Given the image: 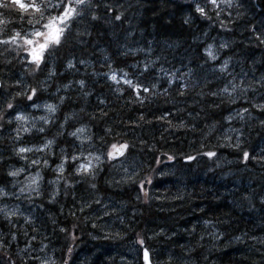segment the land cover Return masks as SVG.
Wrapping results in <instances>:
<instances>
[{
    "label": "trees",
    "instance_id": "1",
    "mask_svg": "<svg viewBox=\"0 0 264 264\" xmlns=\"http://www.w3.org/2000/svg\"><path fill=\"white\" fill-rule=\"evenodd\" d=\"M115 1L117 2L118 13L124 12L126 16L127 12L129 14L134 9L137 14L132 20V26H130L132 31L128 33L132 43L131 46L128 45L129 51L125 54L124 61H117L113 58L110 49L103 41L104 39L93 29L80 48L83 50V54L91 52L105 59L109 54V59L113 61L111 69L107 72L100 69L99 73L101 75L99 78L84 76L73 69L63 71L65 60L68 56L73 57L77 49V44L72 39L73 32H76L71 29V34L63 47L53 54L56 60L55 71L57 73L53 76V80L57 83V81L64 82L70 79L78 80L82 78L89 88V93L76 101L72 96L66 97L58 114L69 112V107L74 102L75 112H78L89 126L91 139L95 146H101L105 151L108 146L113 144H128L129 149L126 150V153L139 158L142 162L147 161V163L142 166L140 172L134 171V177L131 176L123 181L121 185H117L118 183L116 184L109 176L110 160L102 162L101 169L95 174L94 179L85 177L79 180L74 187L69 185L73 182L72 176L66 175L64 180L66 182L62 184L65 190L64 194H59L54 198H63L64 200V202L57 201L56 205L62 206L63 214L60 220L65 221L67 231L71 234L69 240H77L82 246L89 249L86 254H89L91 259H88L87 264H104V262L118 264L116 261L119 257L118 261H123L119 262L122 264H141L136 254L132 256L134 258L132 262H129L130 260L127 257L124 258L123 255L114 258V262L98 261L100 258L104 260V254H96L92 251L96 242H92L88 235L86 237L83 234L80 236L79 228L75 226V222H82L86 217L79 212L78 203L74 199L78 195L74 197L72 190L81 192L80 190L83 191L85 187L88 188L91 187V184H95V188L91 187L95 193L110 195L118 203L125 205L126 208L134 210L131 218L130 216H124L121 221L125 224L130 223V228L125 229L126 233L129 234V239L136 242V244L143 241L142 244H139L149 251L151 261L154 264L155 261H163L161 264H178L177 261L190 259V256L193 255L195 260L201 261V264H211L210 262L213 259L209 254L210 251L224 243L228 244L233 254L228 260L222 258L226 262H218L217 264H259L258 261H262L264 255L260 254L262 250H258L257 247L260 241L256 242L255 239L261 235L264 236V219L258 220L252 215L253 213H248V211L254 208L260 211L262 205H253L252 200L240 198L239 196L242 193L240 186H230V190L226 191L227 194L222 196L218 195L217 192L215 193L211 186L208 187L209 192L206 193L205 190H197L195 184L180 185L175 189V192L170 193L169 189L164 191L163 185L160 183L162 175L168 174L165 172L168 169L174 172L170 175L178 176L175 168L182 171L184 164H187L189 169L201 161L202 163L198 168L217 164L215 163L216 156L208 158L204 155L208 151L215 152L216 155H225L226 151L230 149L234 158H230L232 163H224L223 168L236 173V176L239 173H244L239 170L244 164L254 166V158L258 156L255 154V142L260 138L255 136L252 137L254 138L252 140L239 141V148L236 147L237 143H232L229 140L225 141L228 142L225 145L211 142L194 147L193 140L197 139H195L193 133L197 132L201 137L202 133L200 131L205 130L199 127L201 122L210 123L213 130L217 124L224 123L223 118L227 110L232 111L238 105L244 106L247 103L240 101V103H230L231 105L226 104L229 101L221 91L219 92L221 95L218 96L206 95L205 98L204 96H198L197 88L201 84H195L189 78L185 79L175 67L159 65L151 54L152 51L157 50L156 44L164 34H167L171 29L179 28L178 9L189 8L191 13L195 12L197 14L195 4L203 2V0ZM4 2H8V0H4ZM96 2L99 5L93 6ZM230 5L232 11V3ZM91 7L95 8L94 16L98 18L96 20L91 19V23L95 27H97L96 23L100 26L101 22L107 17L116 15L107 8V4L103 0H92ZM89 10L88 8V12ZM256 11L258 13L257 20H260V23H257L264 28V10L259 9ZM102 14L107 15L102 17ZM29 18L35 19L37 16L33 14L30 17L28 13L21 14L18 8L14 10L0 8V19L7 22L5 25H0V28L5 30L3 34H0V40L9 39L14 31H20L28 26ZM184 21L186 24V20ZM190 29L191 34L186 38L189 44L191 43L192 27ZM218 29L222 30V28ZM261 33L264 34V30ZM169 34H167L169 37L174 35ZM228 34L232 35V33ZM253 40L255 41H251L254 42L252 45H255L254 48H258L257 65L260 67L264 65V62L259 61V40ZM138 42L140 44H137ZM21 51L16 44H0V77L3 81V87L14 91L8 94L7 98L11 100L15 93L24 92L25 95L21 98L26 100L27 94L33 88L38 90V98H44L39 84L40 79L45 75L42 69L33 70L31 67L28 68L25 71L27 82L21 84L19 81L17 71L21 69L22 63L19 60ZM260 58L264 60V54ZM2 72L12 75L13 78L11 77L10 84ZM113 73L117 76V81L108 78ZM125 73H127L126 77ZM125 79L132 81L133 86L125 83ZM89 83L94 84L88 86ZM100 88L102 89L100 90ZM145 88L148 91H144ZM236 125L242 127L243 133L249 130V133L254 134L261 124L237 122ZM261 128L263 127L261 126ZM182 150L185 151L180 152ZM244 151L250 154V159L247 161L243 159ZM170 156L173 157L171 160L169 159ZM189 156L195 157V159L189 160ZM223 168H220L221 175L224 173ZM46 172L48 171L46 170ZM1 175L0 177H2ZM47 180V176H44L42 186L44 194L40 198L43 200L47 199L48 195ZM128 180H130L129 183ZM147 180H151V183H148ZM230 181L231 177H228L225 184ZM221 184L224 183L220 182L218 185ZM159 185H162V188H159ZM105 187L108 189H105ZM228 205L230 210L227 209ZM50 206L53 208L50 213H53L54 220L57 222L58 210L56 207L54 208V203L51 201ZM196 214L199 215L197 218L201 221L200 225L195 224L192 226L185 219L183 221L179 219L180 217L196 216ZM170 215L175 219L173 224L167 219ZM205 218L211 219L212 222L206 223L212 224L214 230L223 237L220 243H210L205 240L204 237L208 233L207 230L202 229L203 227L201 228L205 223ZM34 223L26 222V225L22 228L23 231L26 227L32 228ZM113 235L119 240L122 239V233L118 231H112L110 236ZM248 236L253 238L249 242H247ZM69 240L66 244L60 241L57 246L66 254L73 256L76 251L81 249ZM261 242L264 244V241ZM155 245L159 246L157 250L153 248ZM154 251L157 252V257ZM71 258L75 259V257H69V259ZM62 260V257H59V260L55 261L54 264H62ZM4 262L6 264H38L36 261ZM70 262L71 264L75 263Z\"/></svg>",
    "mask_w": 264,
    "mask_h": 264
},
{
    "label": "bare ground",
    "instance_id": "2",
    "mask_svg": "<svg viewBox=\"0 0 264 264\" xmlns=\"http://www.w3.org/2000/svg\"><path fill=\"white\" fill-rule=\"evenodd\" d=\"M107 4V8L114 12L116 15H113L112 17H107V19L103 20L100 24V26L96 23L95 27L93 23H91V19L95 14V8L91 7L87 17H86V28L84 30L78 29L76 33L73 32L72 39L76 42L77 49L74 52L73 57L75 59L78 58H85L88 62H86L85 65L80 66V71L77 70L78 73L83 71L81 74L84 76L92 78H99L101 75L99 71L93 72V70H100V69H107L112 67V60L109 59V54L107 56V59L104 60L100 56H96L93 53L83 54V50H81L80 46H83L86 42L87 38L89 37L90 33L93 29H95L99 35L104 39V43L108 46L110 49L112 56L115 60H121L124 61L125 54L128 49V45L131 46L132 40L128 36L129 31H132V20L137 15L136 12H134V9L131 13H129V16H125L124 12L118 13V7L117 2L115 0H103ZM254 2V3H253ZM230 0V3H232L233 10L231 11L230 3L227 0H220L216 2L215 5L211 3V0H203V2H197L195 6L200 5L205 9V14L201 15L199 12L196 11L197 14L191 13L189 8H180L178 9L179 12L177 13L178 16V23L179 28L171 29L167 34L172 33L174 35L168 36L167 34H164L159 41L157 42V50L152 51V56L154 57L155 61L162 66L167 67H175L176 70L185 78H189L192 82L195 84H201L199 86L197 95L198 96H204L206 95H213V93H218V95H221L219 93V90L223 86V83L225 78L228 80L230 78L229 74H225L224 72H218L212 73L209 76H206L205 71L209 69L211 63L212 65H215L214 68L217 67V65H220V59L223 57L231 56L233 59H235V67L233 68L234 71L239 72L246 71L247 75L246 78L252 81V90L249 89L248 91L243 93V96L239 95L237 98L232 99L227 97L229 103L226 104H235V103H247L249 104L247 106V109L252 112L251 120L249 123L252 124H261V121L264 120V118L261 117V110L258 108L253 107V105H256L257 103L264 104V101L260 100L264 96V87H262L260 84V78L262 75H264V65L258 66L257 65V51L258 48H254L255 45H252L251 41H255L253 39H257V37L261 36V31L264 30L261 26H259L258 23H260V20H257L258 13L256 10H264V0ZM205 4V6H203ZM98 2L93 4V6H98ZM103 6H105L103 4ZM168 8L170 6H167ZM103 9V7H102ZM177 10V9H175ZM103 13V12H102ZM107 14H102V17ZM120 15V20H116V16ZM186 20V24L184 23ZM184 21V22H183ZM258 22V23H257ZM254 23V24H253ZM192 27V37H191V43L189 44L188 41H186V38L190 36ZM218 28H222V30H219ZM73 29V28H72ZM23 30V29H22ZM22 30H20L22 32ZM74 30V29H73ZM228 33H232L230 36ZM78 35V36H77ZM119 37V38H118ZM81 39V40H80ZM215 41L216 46L224 45V47H216L215 55L217 56V59L215 61L211 60L207 55V49H206V42ZM221 42V43H220ZM137 44H140L139 42ZM99 50L102 52V50L99 48ZM259 52L260 57L262 54H264V44L260 43L259 41ZM259 57L260 62H264L262 58ZM211 60V62H209ZM26 62V61H25ZM220 62V63H219ZM23 64V61H21ZM21 64V68H22ZM208 65V67H207ZM22 70V69H21ZM4 76H6L7 82L11 83V77L12 75L10 73L2 72ZM16 76V75H15ZM19 77V75H18ZM251 77V78H250ZM13 78V77H12ZM49 79L48 84L49 86L45 87L46 84L43 83V80ZM245 80V79H244ZM73 79H70L68 81H57L55 83V80L50 78L47 75H44L40 79V88L43 91V96L46 98L51 99H57V93L55 96H52V93H54L55 90H57L59 87H61L63 84H67L68 82H73ZM27 81H24L23 84H25ZM94 83H89L88 86H93ZM1 85V80H0ZM247 86V85H246ZM45 87V88H44ZM87 91L89 90L88 87ZM91 88V87H90ZM102 88H100L101 90ZM0 96L2 98L7 99V95L10 93H13V89H7L6 87L1 86L0 87ZM89 92V91H88ZM76 88L72 87L70 89H67L63 92V95L66 97L72 96L74 97V101L81 99L80 97H85L86 94L79 93ZM88 94V93H87ZM28 95V94H27ZM216 95V96H218ZM27 97V96H26ZM36 101L42 100V98H38L36 95V98H34ZM14 104H19L20 106L26 107L28 104H30V101L27 99L21 97H16V99L13 101ZM231 103V104H230ZM240 105H238L235 108H239ZM234 108V109H235ZM60 105L58 108L59 112ZM69 112L56 114L55 115V121L60 123L59 129L55 128L57 127V123H49L48 126L45 129V134L52 136L53 139H55V147L61 146L66 149L67 153H70L71 149H74V137L69 134V132L73 129H75L78 125H84L85 120L78 114V112H75L76 108L74 106V102L69 107ZM231 110H227L224 114L223 121L224 123L217 124L214 126L213 130L211 128L210 123L201 122L199 124V127L205 130L200 131L202 133L201 137L197 132L193 133V136L197 140H193L194 147H199L203 144H209L211 142H214L219 145H225V142L229 140L228 137V126H227V116H229ZM71 115V117L68 118V120L62 121L66 116ZM257 116V117H256ZM63 125V127H61ZM8 126V122L6 120L0 121V132L4 127ZM227 126V127H226ZM259 128V129H258ZM261 125L257 127L254 134L249 133V130H246L245 133L241 136V141H248L252 140L253 136L257 138H264V127L261 128ZM210 129V130H209ZM243 131V130H242ZM199 132V133H200ZM211 133V134H210ZM210 135V136H209ZM245 136V137H244ZM208 137V138H207ZM260 139L255 142V148L256 150L259 149V141ZM235 143V142H234ZM58 145V146H57ZM4 146L2 138H0V147ZM188 146H190L188 144ZM58 147V148H61ZM9 151V150H8ZM185 150H182L180 152H184ZM2 159L0 160V174H2L0 177V185H5L7 177L9 176V170L10 166L8 165L9 162H12L15 157H10L12 153L2 152ZM11 154V155H10ZM224 156L226 159L234 158V155L232 154V151L228 149L225 153V155L220 154ZM219 155H216L217 158H215V163L219 161L218 159ZM209 158V157H208ZM131 161V160H130ZM132 164L135 165V171L140 172L142 166L147 163V161L142 162L139 158L134 157L133 161H131ZM202 163L198 162L197 164H194L191 166V169H189L187 164L183 165L182 171H180L178 168H175L176 174H173L174 172H168V174L162 175V180L160 183L163 185V190L166 191L169 189L170 193L175 192V189L178 188L180 185L183 186V184H195L197 186V190H205V192H209L208 187L211 186L214 192L218 193V195L227 194V190H230V186H233L236 183H228V184H221L218 185L221 180V169L223 168L224 163H227V160H225L222 164H212L211 166L204 167V168H198V166ZM229 163V162H228ZM133 165V166H134ZM227 165V164H226ZM69 168V167H68ZM262 175L264 176V162L261 167ZM238 172V171H237ZM258 180L261 183V192H259V195H261V201L259 204L262 206L260 207L261 213L264 215V179H261V177L258 176ZM162 185H159V188H162ZM105 189H108L105 187ZM49 191V190H48ZM100 195L102 193H99ZM78 195L77 193H74V197ZM106 196V195H102ZM110 196V195H109ZM35 203L39 206H42V211L47 213V210L49 208L52 212V208L50 206V201L54 203V208L56 207L59 213L57 222L52 221V223L47 224V230L50 228L53 230V232H56L58 237V242L60 241L64 244H66L71 237V234L67 231V227L65 225V221L60 220L63 210L62 206L56 205L57 201L64 202L63 198H54V199H35ZM226 209V208H225ZM227 209L230 210V206H227ZM181 210V209H180ZM179 210V211H180ZM80 213H82L86 219H83L82 222H75V226L79 228V234L80 236L86 237V235L89 236L92 242L95 243V248L92 249L94 253L98 254H104V260L103 258H100L98 261H108L107 256V249L111 244L118 243L123 244L126 243L129 239V234L126 233L125 229L130 228V224L124 223L121 221L123 217L120 216L119 219L114 220L110 222L109 220H103L101 217L98 216V213L95 215H91L89 210H79ZM57 213V214H58ZM182 214V213H181ZM219 214V212H217ZM183 215V214H182ZM196 216L191 217H180L183 221L185 219L187 222L191 223L192 226L195 224L200 225L201 221L198 220ZM167 219L170 221L171 224L174 223L175 219L172 215L167 217ZM205 223L201 226L202 229L207 230L208 234L204 237L206 241L210 243H220L223 239L221 235L214 230L212 227L213 225L206 223V222H212L210 218L204 219ZM30 222H34L31 220ZM29 222V223H30ZM131 222V221H130ZM36 223V222H35ZM34 223V224H35ZM81 223V225H80ZM2 225L3 231H8V225ZM12 224H17V222H13ZM11 224V225H12ZM116 224H118L116 226ZM10 225V226H11ZM39 226V224H38ZM50 226V228H49ZM106 228L109 232L108 233H101L102 230ZM120 230V231H119ZM16 232H19V229H15ZM31 232V235L34 234L33 229H29L28 232ZM112 231H118L122 233V239L119 240L116 236H110ZM122 231V232H121ZM210 231V234H209ZM11 230L9 231V235H6L2 238H0V264H6L4 261H35V259H29L26 258V255L22 252H20V243H24V240H18L17 243H14L13 241H10L8 239V236L11 235ZM13 233V232H12ZM2 234L0 233V236ZM107 236V237H106ZM164 238V236L160 235ZM109 238V239H105ZM186 239V238H185ZM253 238L251 236L247 237V242L251 241ZM73 245L77 246L81 250L76 251L73 256L70 254H66L61 248H58L56 251V256L62 257V264H71L70 261L76 262L79 255H85L88 259L89 254H86V251L89 249H86L84 246H82L77 240H69ZM225 241V240H224ZM26 242V241H25ZM129 242V241H128ZM228 242V241H226ZM110 243V244H109ZM261 243V245H260ZM259 245H257L258 250H262L260 254L264 255V244L260 241ZM210 245V244H209ZM159 246H154L153 248L155 250L158 249ZM83 250V251H82ZM155 256L157 257L158 254L156 251ZM210 256H212V262L211 264H217L218 262H226V260L230 259L231 254H233V251L230 249L227 243H224L221 246H217L213 248L210 251ZM101 256V255H100ZM69 257H75V259ZM85 257V258H86ZM92 257V256H91ZM86 258V259H87ZM226 259V260H222ZM232 258V257H231ZM264 258V257H263ZM215 260V261H214ZM119 262L123 261H116L118 264H122ZM259 264H264V259L262 261H258ZM100 264V263H98ZM104 264H107L104 262ZM133 264V263H132Z\"/></svg>",
    "mask_w": 264,
    "mask_h": 264
},
{
    "label": "rangeland",
    "instance_id": "3",
    "mask_svg": "<svg viewBox=\"0 0 264 264\" xmlns=\"http://www.w3.org/2000/svg\"><path fill=\"white\" fill-rule=\"evenodd\" d=\"M36 2L43 3L44 5H50V4L57 3V0H36ZM48 12H50L51 15L57 14L56 11L52 10L51 8H48ZM86 13H88V9H85V14L83 15V18L80 19L76 24L72 26L75 32L81 28V30H83L82 33H84V30L86 28V23H85ZM127 16H129L128 12H127ZM31 30L32 29L30 26H25L24 29L22 30V33L30 32ZM20 41L23 42L22 39ZM206 43H207L205 46L206 49H208V47L211 45L213 53L217 51L216 47H218V49H220L221 47V46L220 47L216 46L215 41L213 42L207 41ZM24 47L26 46H23L22 48L21 59L28 61L30 57L27 56V53L24 51ZM217 56L218 55H216V57ZM103 59L106 60L105 58ZM225 60L228 61V65L224 73L226 75L229 74L230 78L228 80L225 78L226 81H224L221 89L227 87L228 92L231 93V95L229 96L228 93H223V94L226 97L235 99L239 95L243 96L244 92L251 89L252 81L254 80H249L248 78H246V75H247L246 71H241V70L239 72L234 71L233 68L235 67L234 66L235 59H233L231 56L221 58L220 59L221 63L219 62L220 65L219 66L217 65L216 68H214L215 65H212V63L210 67H208L207 65L209 69L205 71L206 73L205 75L209 76L212 73H215L216 71L219 72V69ZM25 61H23V64H22L23 69L20 71H17V75H19V78L22 83L25 81L23 70L29 66V63ZM65 61H67L65 66L67 67L68 70H71L74 68L75 70H78V71L81 70L80 66L85 65L86 62H88L87 59L85 58L75 59L74 57H69ZM69 61H71L73 65V67L71 68L68 67ZM209 62H211V60ZM52 63H54L53 55L47 60L46 64H43L45 73L48 74L52 71L51 69ZM46 68H47V71H46ZM96 71H99V70H93V72H96ZM82 72L83 71H81L80 73ZM48 81L49 79L47 78L43 80V83L46 84L45 87L49 86ZM80 81H84V79H80L78 82H74V81L68 82L67 84H63L61 87L55 90L54 93H52V96H55L57 93V96H56L57 99L55 100L51 98H46L40 101H36L37 103L41 105L40 108L31 107L32 102H30V104H28L26 107L20 106L19 104H15L17 108L20 109L24 115H27L30 117V119L35 120V123H36L35 128H31V123L25 124L24 122H17L15 120V116L17 115V113L13 112L11 109H8L3 117V120H6L8 122V126L4 127L2 131L0 132V138H2L3 144H4V146L0 147V160L2 159V154H1L2 152L10 151V153H12V155L10 154L11 155L10 157L13 156L15 157V159L12 162H9L8 164L10 166L9 171H12L15 169H21V168L24 169V171H22L15 178L8 176L6 180V184L4 186L0 185V188H3L7 192L6 196H0V208H6L8 212V218H5L4 213L0 212V222H3V223H0V233L2 234L0 238L1 237L3 238L5 235L7 237V235H9L8 234L9 231L11 230L13 233L11 232V235L8 236V239L10 241H13L14 243H17L18 240H24V243L22 244L20 243V247H19L20 252L23 251V253L26 255V258L35 259V261L38 264H54L55 261L59 260L58 255L56 256V251L58 250V246L56 245V243H59V242L57 239L58 237L57 233L53 232L50 226H49L50 229L47 230V227H48L47 224H50L52 223V221H54V217L52 215L53 213L51 214L50 212H48L50 211L49 208L47 210V213L43 212L42 206H40L39 208V206L35 203L36 201L35 199H37L38 197L40 199L41 195L44 194L42 191V180L43 179L39 182V194H37V191L35 190L37 186L30 185L29 178L35 176L36 173L39 172L42 178H44V176H47L48 182L52 180H58V183L56 184L49 183V187H48L49 191H48L47 199H53L55 196L59 194H64L65 190L62 184L66 182L64 181L66 179V175L72 176L73 182L69 184L72 187H74L79 182V180H81L82 178L88 177L89 179H92L91 176L77 174L76 168L78 167V164L81 162H85V161L79 160V161L73 162L71 160L72 155H77V156L82 155L83 157H87L88 159H91L92 164L95 167V173H96L101 165V161H103L104 159H108L107 153L109 150H111V146L105 152L101 146L100 147L95 146L93 141L90 138L89 128L88 126H85V125H80V126L78 125L75 129L69 132L70 134V133L76 132V130L79 128L84 129V132L80 134V139H76L74 137L73 139V142L75 143L74 149H71L70 153H67L66 149L61 146H58L61 148H56L55 139H53L52 136L46 135L45 132L41 133L37 130L40 127H44L45 129H47L46 127L48 126V124L53 123L55 121V115L58 113L57 111H58L59 105L62 102V100L66 97L65 95H63V92L65 90L70 89L72 87V89L73 88L77 89L78 91L77 94L82 93V94L87 95V93H89L87 91L85 81H84L83 87L81 86ZM233 85L238 86L235 91L232 90ZM221 89L219 90V92L221 91ZM250 91H253V90L251 89ZM1 99L2 97L0 96V108L6 109V104L3 103ZM260 100L264 101V96ZM45 104H54L57 106V110L54 113L49 115L43 107ZM257 104H262V103L260 102ZM248 105L249 104L240 106L239 108H235L234 110L230 112L229 116H227L226 120H227V126H228V131H229L228 137H229V141L232 143L233 142L238 143L239 141L242 140L241 139V136L243 135L242 127L237 126L236 123L240 122L242 124H246L250 121H253L251 120L252 118H255V116L251 117L253 115L250 110H248V113L245 114L244 119H241L240 116L237 115V113L241 112L243 109H247ZM7 113H11V115ZM260 115L262 118H264V111H262ZM41 116L49 117V123L43 124V122L39 120V117ZM66 117L68 120V118L71 117V115L66 116ZM228 117H232V118L228 119ZM65 118L62 121H65L66 120ZM9 121H11V123H9ZM60 123L61 122H59L57 127L55 128L59 129ZM21 126L30 127L31 131L29 133H24L22 131ZM18 127H21V131L19 133L20 140L16 139L18 135L17 133ZM48 140L54 141L49 149H45L44 151H33L30 153H26L25 155L27 159H20V157L16 155L15 149H18L19 147H22V146L32 147L34 149L42 148L43 145ZM81 141H83V144L81 143ZM258 147L259 149L255 150L256 151L255 154H257L258 156L254 158L255 159L254 166H249V165L244 164L239 169L240 171L244 173L243 174L239 173L237 174V176L235 175L236 173H232L226 168H223L224 173L221 175L222 177L221 183L225 184L228 177H231V181L229 183L230 184L236 183L233 186L241 187L242 193L240 194L239 197L242 199L252 200L253 205L259 204V202L261 201V197H262L261 195H259V192H261V183L258 180H256L255 182V179H258V176L261 177V179H264V176L262 175V170H261V167L264 162V138L260 139ZM62 149L64 150V153H62L61 151ZM65 154L68 155L67 162L65 163V171L67 170L68 173L60 174L57 171V167L64 160ZM95 156L101 157V160L99 163L94 159ZM45 159L48 161V164L46 167L43 163ZM133 159L134 157L130 156L129 154L125 152L124 156H119L116 159L111 160L112 166L109 169V176L112 177V180L116 182V184L118 183L117 185H121L123 181L127 180L131 176L134 177L135 165L132 164L131 162L133 161ZM218 159L219 161L217 162V164H222L224 163L225 160H227V163L228 162L232 163V161H229V159H226L222 155H219ZM33 160H39L40 164L33 165L32 164ZM46 170L48 172H46ZM171 171L172 170L168 169L165 172L168 173ZM129 182L130 180H128V183ZM22 188L24 189L23 191H21ZM80 191L81 192L76 190L75 192V190H72V192L78 194V196H76L74 199H75V202L78 203L79 210H82V209H84L85 211L89 210L91 215H95L98 213L99 217H101L103 220H109L110 222L119 219L120 216L123 217V215L130 216L131 218V214H134V210H130L128 209V207L126 208L125 205L118 203L116 200L113 199V197L109 195L102 196L100 194L95 193V191H93L91 187H88V188L85 187L83 191L82 190ZM54 193H56L55 196H53ZM248 213H253L252 215L256 217V219L258 220H260L261 218L264 219V215L261 213V210L260 211L255 210V208L249 209ZM31 220L36 222L35 224H33L31 228L34 231L33 235H31L30 231L28 232L30 228L26 227L24 228L25 229L24 231L22 229L24 225H26V222H30ZM5 222L9 228L8 231H3V229H1L2 225H5L4 224ZM13 222H17V224H12ZM117 225L118 224H116V226ZM15 229H19V232H16ZM108 232L109 231L106 228H104L101 233H108ZM105 239H109V238H105ZM255 240L256 242L264 241V236L261 235ZM108 241H110V239ZM128 241L123 244L121 243L111 244L109 248L107 249L108 261L114 262L113 259L116 257H119L120 255H123L124 258L127 257V259L130 260L129 262L134 261V258L132 256H134L135 254H138L142 246L139 243L136 244V242L130 239H128ZM85 257H86L85 255H82V256L79 255L77 259L78 258L80 259L76 260L74 264H87L88 258L86 257L87 258L86 259ZM162 262L163 261H155V264H161ZM177 262L178 264H201L200 263L201 261L195 260L194 255L190 256V259L186 258V260L184 261H177Z\"/></svg>",
    "mask_w": 264,
    "mask_h": 264
},
{
    "label": "snow or ice",
    "instance_id": "4",
    "mask_svg": "<svg viewBox=\"0 0 264 264\" xmlns=\"http://www.w3.org/2000/svg\"><path fill=\"white\" fill-rule=\"evenodd\" d=\"M217 0H211V3L215 5ZM230 3V0H229ZM92 6V0H57V3L50 4V5H44L43 3H37L36 0H31V2H24V0H8V2H4V0H0V8L5 9H17L21 14L28 13L29 16H33V14L37 15L38 18H29L28 24L31 27L30 32H24L21 31H14V33L9 37L7 40H0V44L3 45H10V44H16L17 47H24V51L27 53V56L30 57L28 59V63L30 65H35L36 69L41 68L43 64L47 63V60L56 52L59 51L61 47H63L64 43L68 40L69 35L71 34V29L74 24H76L80 19L83 18V15L85 14V9L91 8ZM48 8H51L52 10L56 11V15H51L50 12H48ZM196 11L199 12L201 15L205 14V9L201 7L200 5L196 6ZM23 19V17H21ZM116 20H120V15H117ZM93 20L98 19L96 16L92 17ZM7 22L4 19H0V25H5ZM4 29L0 28V34L4 33ZM23 40V46L18 44L19 40ZM257 39L260 41V43L264 44V34L257 37ZM221 47H224V45H221ZM207 55L208 57L215 61L217 59L216 55L212 51V46L210 45L208 47ZM228 61L225 60L224 63L221 65L219 71L224 72L227 68ZM68 67H73L71 61H69ZM52 73L50 72L49 75ZM127 76V73H125V77ZM112 81H117V76L115 73H113L111 76L108 77ZM125 83H127L129 86L132 85V81L125 79ZM261 86L264 87V75L260 78ZM81 86H84V81H80ZM67 87V86H66ZM138 87V86H134ZM237 85L232 86V90L235 91ZM37 89L33 88L31 90V94L27 95V100L32 102L31 107L33 108H40L41 105L34 100V97L37 95ZM144 91H148L147 88L144 89ZM222 93H228L229 96L231 93L228 92V88L225 87L221 89ZM24 92H17L13 95L11 100L6 99V109L0 108V119H3L5 113L8 109H11L13 112H16L17 115L15 116V120L17 122H24L25 124L31 123V128L36 127L35 120L30 119L29 116L24 115L20 109L17 108V106L13 103V101L16 99V97L24 96ZM213 95H218V93H213ZM44 109L46 112L50 115L54 113L57 110V106L54 104H45ZM253 107L260 109L261 111H264V104H256L253 105ZM248 113V109H243L241 112L237 113V115L240 116L241 119L245 118V114ZM11 115V113H7ZM232 117H228V119H231ZM67 120V117L65 118ZM39 120L43 122V124L49 123V117L47 116H41L39 117ZM11 123V121H9ZM261 126L264 127V120L261 121ZM22 127V126H21ZM21 127L17 128V140H20V131ZM63 127V125H61ZM30 127H22V131L24 133H29L31 131ZM39 132L43 133L45 132L44 127H40L37 129ZM84 132L83 128H79L76 130V132L70 133L71 136L75 137L76 139H80V134ZM54 141L48 140L42 148H32V147H19L18 149H15L16 155L20 157V159H27L26 153H30L33 151H44L45 149H49L50 146L53 144ZM83 144V141H81ZM236 147L239 148L240 144L239 142L236 144ZM129 149L128 144H113L111 146V150L108 151L107 157L109 160H114L119 156H124L126 150ZM62 153H64V150H61ZM204 155L208 156L209 158H212L216 156L215 152L208 151L204 153ZM173 157H169L171 160ZM68 155L65 154V158L62 161L60 165L57 167V171L60 174H63L65 171V163L67 162ZM94 159L99 163L101 160L100 156H95ZM189 160H194L195 157L189 156ZM243 159L245 161L250 159V154L247 151H244L243 153ZM71 160L73 162L83 160L85 162H81L78 164V167L76 168L77 174L80 175H87L91 176L93 179L95 178V167L92 164V160L88 159L87 157H83L82 155H72ZM45 167L48 164V161L45 159L43 161ZM33 165L40 164L39 160H33ZM24 169H15L12 171H9L8 175L15 178L17 177ZM42 176L39 172L36 173L35 176L30 177V185H36V191L37 194H39V182L42 180ZM148 183H151V180H147ZM50 184H56L58 183V180H52L49 181ZM92 188H95V184H91ZM24 189L22 188L21 191ZM56 193L53 194L55 196ZM7 192L0 188V196H6ZM0 212L4 213L5 218H8V212L6 208H0ZM15 214V213H13ZM139 243H143V241H139ZM71 251V250H69ZM143 260L144 264H150V254L147 250H144L143 252Z\"/></svg>",
    "mask_w": 264,
    "mask_h": 264
},
{
    "label": "water",
    "instance_id": "5",
    "mask_svg": "<svg viewBox=\"0 0 264 264\" xmlns=\"http://www.w3.org/2000/svg\"><path fill=\"white\" fill-rule=\"evenodd\" d=\"M143 252L144 250L142 251V257H141V260H142V263L144 264V260H143ZM151 264V263H150Z\"/></svg>",
    "mask_w": 264,
    "mask_h": 264
}]
</instances>
